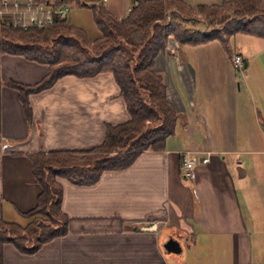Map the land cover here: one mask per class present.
<instances>
[{"label":"crops","instance_id":"0c3cea01","mask_svg":"<svg viewBox=\"0 0 264 264\" xmlns=\"http://www.w3.org/2000/svg\"><path fill=\"white\" fill-rule=\"evenodd\" d=\"M105 5L123 17L132 0L121 14ZM242 34V43L261 44L262 55L252 68L245 50L233 48L244 57L239 82L218 40L193 45L169 36L154 59L178 112L165 148L143 150L91 185L60 178L68 232L32 253L6 242L4 264H264V38ZM47 70L45 63L0 53V217L6 219L21 220L36 203L41 186L30 153L89 149L102 142L107 123L129 118L114 75L100 72L67 74L30 94L29 123L18 91L5 81L33 83ZM186 151L208 156L196 163L193 180L182 175ZM169 237L180 242V252L166 250Z\"/></svg>","mask_w":264,"mask_h":264},{"label":"trees","instance_id":"16d2710c","mask_svg":"<svg viewBox=\"0 0 264 264\" xmlns=\"http://www.w3.org/2000/svg\"><path fill=\"white\" fill-rule=\"evenodd\" d=\"M34 1L87 6L93 11L99 33L91 36L68 17L41 28L0 25V53L19 54L48 66L36 82L5 81L18 91L26 120L31 123L33 119L30 94L53 86L67 74L89 77L100 72L114 75L129 118L107 123L102 142L89 149L29 154L32 174L41 188L35 205L21 212V220L0 217V264H4L6 242L32 253L68 232L60 178L91 185L104 170L129 166L141 151L165 148L166 138L176 131L178 112L167 97L162 74L154 69V59L165 50L169 36L193 45L216 39L231 58L230 37L234 33L264 38V0L196 5L186 0H132L123 17L109 10L103 0ZM200 22L204 28L194 27Z\"/></svg>","mask_w":264,"mask_h":264},{"label":"built area","instance_id":"2783aa9c","mask_svg":"<svg viewBox=\"0 0 264 264\" xmlns=\"http://www.w3.org/2000/svg\"><path fill=\"white\" fill-rule=\"evenodd\" d=\"M137 3L138 0H133ZM70 5L63 3L60 5H49L36 2L34 0H1L0 1V25L19 27L27 29L29 27H44L56 21L68 17ZM232 63L237 69L244 66V57L239 52H234ZM205 163L208 156H199L186 151L181 158L182 175L193 180L195 178V165L197 162Z\"/></svg>","mask_w":264,"mask_h":264},{"label":"rangeland","instance_id":"374dc122","mask_svg":"<svg viewBox=\"0 0 264 264\" xmlns=\"http://www.w3.org/2000/svg\"><path fill=\"white\" fill-rule=\"evenodd\" d=\"M190 4L196 5L200 2H220L221 0H188ZM104 4H113V8L118 14L126 12V8L131 5V0H104ZM69 19L74 22L75 24L82 26L88 34L91 36H96L99 33L98 27L96 25V22L94 20L93 11L87 7V6H78V5H71ZM194 27H198L200 29L204 28V23H196ZM241 37H244L242 33H234L230 37V45L233 48H242V50H245V53L250 56L251 61V67L256 68V58H259L260 55H262L261 52V44L260 43H242ZM256 39V38H255ZM221 44V43H220ZM222 45V44H221ZM223 48V46H222ZM228 56V54L226 53ZM229 58V56H228ZM231 59V57L229 58ZM232 62V59H231ZM233 64V63H232ZM234 71H236V82H239L240 80V71L241 69H237L233 65ZM255 71V70H254ZM174 257H177L175 254H170L169 259H174ZM191 264V260L188 259L184 264Z\"/></svg>","mask_w":264,"mask_h":264},{"label":"water","instance_id":"95a60500","mask_svg":"<svg viewBox=\"0 0 264 264\" xmlns=\"http://www.w3.org/2000/svg\"><path fill=\"white\" fill-rule=\"evenodd\" d=\"M164 247L166 248L167 251L174 252V253H178L182 249L180 242L176 238H173V237H169L164 242Z\"/></svg>","mask_w":264,"mask_h":264}]
</instances>
